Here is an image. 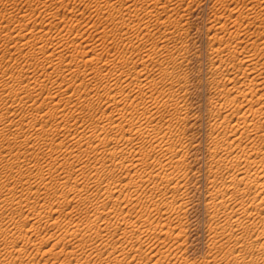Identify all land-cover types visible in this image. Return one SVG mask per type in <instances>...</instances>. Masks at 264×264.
<instances>
[{
	"label": "bare ground",
	"instance_id": "obj_1",
	"mask_svg": "<svg viewBox=\"0 0 264 264\" xmlns=\"http://www.w3.org/2000/svg\"><path fill=\"white\" fill-rule=\"evenodd\" d=\"M214 3L192 260L189 4L0 0V264H264V0Z\"/></svg>",
	"mask_w": 264,
	"mask_h": 264
},
{
	"label": "rangeland",
	"instance_id": "obj_2",
	"mask_svg": "<svg viewBox=\"0 0 264 264\" xmlns=\"http://www.w3.org/2000/svg\"><path fill=\"white\" fill-rule=\"evenodd\" d=\"M185 2L189 4L188 36L185 43L187 45L186 55L188 58L186 66L189 80L187 103L190 107V119L186 125L185 133L189 143L187 169L190 170L188 173L190 204L183 218L184 221L186 219L183 222V227L185 231L184 237H186V257L192 260H201L207 254L206 246L209 231V216L207 209H205L207 188L205 187V180H203L206 177V165L204 163L207 156L205 149L207 148L209 131L207 119L210 91L208 83V35L210 30L208 27L212 14L219 11L218 8L220 9L221 6L218 3L215 4L214 0H185ZM216 5L217 7L215 8L214 6ZM92 18L96 21L94 16Z\"/></svg>",
	"mask_w": 264,
	"mask_h": 264
}]
</instances>
